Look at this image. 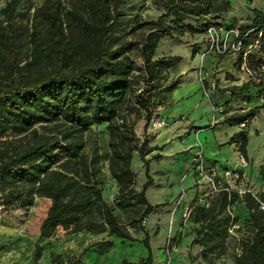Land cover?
Returning <instances> with one entry per match:
<instances>
[{"label":"trees","instance_id":"16d2710c","mask_svg":"<svg viewBox=\"0 0 264 264\" xmlns=\"http://www.w3.org/2000/svg\"><path fill=\"white\" fill-rule=\"evenodd\" d=\"M217 2L157 0L163 11L158 18L139 21L137 16L122 13L120 6L124 0H43L33 8L30 19L21 23L13 19L15 0H6L2 9L5 17L0 19V191L13 201L10 205L28 208L35 196L49 198L50 207L40 225V231L44 232L77 222L92 200L102 201L100 182L89 160L80 152L85 143V129L92 123L106 122L111 148L109 170L117 181L118 193H135L131 159L132 152L138 150L146 168V181L138 192V202L145 205L143 215L148 214L155 206L144 196L152 183L145 156L160 147H149L144 139L137 148L133 144V127L144 108L146 128L151 118L150 90L159 84L144 89L147 95H142L143 89L135 93L133 42L128 36L140 32L143 71L152 80L164 62L152 59L156 44L152 36L172 34V28L163 20L170 18L179 33L205 32L210 24H224L219 21L221 15L214 13ZM220 3L229 7L226 0ZM252 12L251 22L239 29L242 32L250 29L248 36L261 32L264 37V9L254 8ZM187 20L196 21L198 26ZM78 35L92 39L88 52H80ZM247 38L237 54L239 66L249 42ZM246 64L253 73L264 76V61H256L251 51ZM256 82L249 79L243 86L251 83L259 85L261 90L260 82ZM175 84L176 81L168 84L167 89ZM261 98L260 106L231 113L224 120L246 125L258 108L264 106V97ZM8 133L9 138H2ZM235 141L240 142L239 149L244 155L245 133L239 132ZM159 157L152 155L155 159ZM237 196L236 190L223 183L218 191L205 197L208 204L197 202L190 208L189 217L197 223L192 242L201 246L205 259L224 254L229 230L237 222L230 211L239 200L246 206L248 216L245 224L236 229L243 228V232L237 240L239 251L235 262L264 264V208L261 207L264 193L246 190ZM103 218L112 233L133 239L127 226L117 221L104 202ZM143 243L148 256L136 264H150L152 260L147 232Z\"/></svg>","mask_w":264,"mask_h":264},{"label":"crops","instance_id":"0c3cea01","mask_svg":"<svg viewBox=\"0 0 264 264\" xmlns=\"http://www.w3.org/2000/svg\"><path fill=\"white\" fill-rule=\"evenodd\" d=\"M226 1L232 13L238 8L245 12L248 23L253 18L252 9H264V0ZM220 6L221 3L218 0L215 3V14L220 12L217 9ZM185 22L194 27L198 26L196 21L187 20ZM201 35L199 32L184 31L178 34L163 35L156 40L152 59L171 61L167 72L175 79L176 84L163 93L166 102L155 112L163 119V122L146 126V128L145 123H142V127L139 124V128L143 129V133L149 140L148 146L160 147V149L151 151L150 155L147 154L145 158L147 161H149L148 158L153 159L155 167L158 166L156 163L158 161L163 167L172 166L174 169L176 167L174 172H177V167H179V177L185 173V182L189 185L196 184V178L200 177L197 173L188 172L187 168L194 153L201 150L205 166L215 167L220 177H234L223 175L224 170L234 168L237 169L241 180L244 177H253L256 189L248 188L247 190L257 193L264 184L263 176L259 171L260 166L264 168V106L259 107L254 117L244 126L241 123L230 124L224 118L231 113L243 112L250 107L260 106L263 99L256 95L253 84L243 86L249 81V77L247 72L240 68L237 54L217 55L207 51L204 48L205 44L199 43ZM195 44L199 47L198 49L194 48ZM212 85L215 86L212 95L205 96L203 89ZM233 86L236 87L234 90ZM231 89L234 94H231ZM138 123L140 122H137V125ZM259 130L262 132L258 135ZM241 131L245 133L247 139L244 146L246 163L242 166L238 159L240 142L235 141V137ZM154 154H159L160 157L152 158ZM139 157L133 155L131 159L136 167H140ZM142 171L145 174L142 180L145 182L146 168ZM226 180L231 187L237 179L227 178ZM134 187L139 188L136 183ZM235 188L233 189L238 192L239 189ZM192 189H194L192 198L198 196L199 203H202L207 192L200 195L196 192V188ZM117 192V181L113 177H107L102 191L103 200L107 205L111 203L105 195L112 196ZM230 214L236 216L237 221H242L248 216V210L243 202L239 201L237 205H232ZM146 219L148 226L156 227L158 235L156 239H153V234L149 232L148 242L152 257L150 264H168L163 250L159 248L168 229V209L154 207ZM4 223L5 218L0 206V264H24L19 257L21 248L16 239L12 238L10 228ZM62 225L65 230L60 236L66 241L68 247L58 249L66 253L65 255H76L77 264H123L124 261L128 264H136L148 256V249L143 243L144 238L133 234L127 224L125 225L133 239L112 233L105 221L99 227L92 226L90 222ZM130 242L137 243L136 247L131 249ZM94 243H98L100 247L95 248ZM55 248L56 246L52 247L53 250ZM96 250L101 252L96 253Z\"/></svg>","mask_w":264,"mask_h":264},{"label":"rangeland","instance_id":"374dc122","mask_svg":"<svg viewBox=\"0 0 264 264\" xmlns=\"http://www.w3.org/2000/svg\"><path fill=\"white\" fill-rule=\"evenodd\" d=\"M43 0H15L13 7V19L15 21L26 23L31 16L33 8L39 5ZM157 0H124V3L120 6L122 13L126 16H137L138 20H156L158 16L163 12L162 8L157 5ZM6 0H0V19L5 17L2 9L5 7ZM221 15L220 22L224 24H232L237 27H243L248 24L245 12L241 11L240 8L234 13L226 7L225 4H221L217 8ZM231 17H234L233 19ZM166 26L171 27L172 34H178V28L176 24L167 18L163 20ZM201 40L199 43H203L204 48H208V42L206 33L201 30ZM163 35L153 34V38L156 40ZM77 42L80 52L86 53L90 50L92 46V39L86 35H78ZM140 38V32L136 31L133 35L128 36L129 41L133 42L131 47V54L134 59V71L133 80L137 93L139 90L143 89L142 95H147L144 89H148L150 85L154 86L150 90V100L148 103V110L151 112V118L147 124V127L154 125V120L157 119L159 122L163 121L160 117L155 114L157 108L166 102L163 93L167 92V85L174 82L175 79L168 75L167 69L171 66V61L164 60L163 66L159 73L153 74L152 80H148V76L143 71V58L140 55V46L138 39ZM248 43L254 42L258 39L257 44L250 50L252 57L256 61L264 59V37L256 36L251 34L248 36ZM23 49L25 47H22ZM195 49L199 47L197 44L194 46ZM232 53L231 51L225 54ZM224 54V55H225ZM252 70V69H251ZM154 73V72H153ZM257 83L256 81H254ZM256 90V95L262 97V93L259 85H253ZM142 116L137 121L133 127V144L137 148L141 145L144 139L147 141V146L149 140L147 136L143 133V129L139 128V124L142 127V123H145V109L141 108ZM160 124V123H159ZM106 122L92 123L85 129V143L80 152L81 156L86 157L89 160L91 168L94 171L95 177L98 178L100 182L101 194L103 191V184L107 177H113L109 170V156L111 153V148L109 145V134L106 127ZM145 125V124H144ZM146 131V130H144ZM262 131H257L259 135ZM11 135L8 133L2 138H9ZM264 137V135H263ZM139 156L138 150L132 152V156ZM150 155V154H149ZM149 155L147 157H149ZM141 158L139 157V160ZM146 159V158H145ZM148 173L152 178V184L145 190V198L152 203L156 208L164 207L168 209V229L166 236L162 245L159 247L163 250L166 262L168 264H237L235 262V254L239 251L237 248L238 237L241 236L243 228L241 231L236 229L241 228L245 224V219L242 221H237L234 227L229 230V236L226 240V252L222 255L212 256L211 259H205L201 253V246L198 243L192 242L195 236V228L197 223H194L188 215L185 214V208L188 206L192 207L195 203H199L197 197L192 198L194 195V189L200 195L208 192L209 186L205 180H200L198 184H189L185 182V173L181 176L179 172V167H177V172L171 167H163L161 162H156L158 166H154L155 162L153 159L148 158ZM263 166H260L259 171L263 176L264 173ZM131 168L134 171L135 183L139 187L135 190V193L130 195H120L118 192L115 195L107 196L106 199L110 201L109 208L115 214L116 219L121 224L129 225L133 234L141 235L143 239L145 237V232H147L148 238L150 236L149 232L153 234V239L158 237L155 226L150 227L147 223V215H143V210L145 205L139 203L138 192L141 189V185L144 182L142 177H144V161L141 159L140 167H136L131 160ZM146 177V176H145ZM243 180V181H242ZM238 177L231 188L236 189H248L255 190L256 186L253 182V177ZM242 181V182H241ZM109 187V184H108ZM264 184L261 186L259 191H262ZM106 194V193H105ZM103 195V194H102ZM237 197L239 198L241 194L237 192ZM200 197V196H199ZM206 197V195L204 196ZM103 198V196H102ZM106 203L104 200H102ZM92 200L90 205L81 213L77 223H88L90 222L92 226L99 227L104 223L103 219V202ZM13 201L7 197H4L0 191V206L5 218V226L10 228V233L13 239H16L17 243L21 248V253L19 257L23 260L24 264H77L78 259L76 255H71L62 253L58 248L61 247L65 249L68 247L66 241L60 236L63 234L65 227L63 225H58L55 228H48L46 231H40V225L45 218L47 211L50 207V199L45 197L35 196L33 203L28 208L12 207L10 204ZM239 200H236L234 205H237ZM107 204V203H106ZM71 227V226H68ZM141 239V241H142ZM101 243V242H100ZM95 248H99L98 243H94ZM131 249L136 247L137 243L130 242ZM56 246V250L52 249ZM94 248V247H93ZM155 248V247H154ZM38 252V256L35 253ZM101 251L96 250V253Z\"/></svg>","mask_w":264,"mask_h":264},{"label":"built area","instance_id":"2783aa9c","mask_svg":"<svg viewBox=\"0 0 264 264\" xmlns=\"http://www.w3.org/2000/svg\"><path fill=\"white\" fill-rule=\"evenodd\" d=\"M250 32V29H247L246 31L242 32L239 27L237 26H228L224 24H210L205 33L207 37L208 42V48L207 51H211L217 55H224L226 52L231 51L232 53L238 54L243 42L246 40L248 34ZM259 36L261 35V32H258ZM258 39H255L254 42L248 43L243 52H242V60L240 64V68L244 69L249 79L253 81L260 82L261 85V93L262 97H264V76L260 77L257 74L253 73L246 64V57L250 50L257 44ZM262 71H264V65H262ZM215 86H208L203 89V93L205 96L210 97L213 93ZM163 121L159 122V120L155 119L154 124L162 123ZM242 126H244V123H241ZM238 159L242 165H245V156L242 154V152L239 150L238 152ZM188 172L197 173L200 175V177H197L195 180L196 184H199L200 180H205L209 185V190L206 193V196L209 193H213L218 191L223 183H227V178L236 180L238 178V171L237 169H227L223 171L224 176H234V177H220L217 169L213 166H205L204 164V157L201 150L194 153V155L191 157L190 163L187 168ZM247 189H239L238 193L242 194ZM262 192L264 193V187L262 189ZM255 194V193H253ZM202 203L208 204L209 201L204 197L202 200ZM261 207L264 208V202H261ZM191 208V207H190ZM190 208L187 206L185 208V214L188 215Z\"/></svg>","mask_w":264,"mask_h":264}]
</instances>
